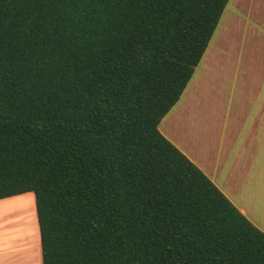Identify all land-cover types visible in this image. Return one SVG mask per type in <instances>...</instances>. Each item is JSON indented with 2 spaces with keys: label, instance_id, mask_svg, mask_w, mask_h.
<instances>
[{
  "label": "trees",
  "instance_id": "obj_1",
  "mask_svg": "<svg viewBox=\"0 0 264 264\" xmlns=\"http://www.w3.org/2000/svg\"><path fill=\"white\" fill-rule=\"evenodd\" d=\"M228 0H0V199L41 264H264V232L162 135Z\"/></svg>",
  "mask_w": 264,
  "mask_h": 264
},
{
  "label": "crops",
  "instance_id": "obj_2",
  "mask_svg": "<svg viewBox=\"0 0 264 264\" xmlns=\"http://www.w3.org/2000/svg\"><path fill=\"white\" fill-rule=\"evenodd\" d=\"M236 12L242 13L229 12V23L158 128L264 232V51L256 49L257 41L264 48V38ZM235 29L240 36L229 37ZM12 254L2 246V264Z\"/></svg>",
  "mask_w": 264,
  "mask_h": 264
},
{
  "label": "rangeland",
  "instance_id": "obj_3",
  "mask_svg": "<svg viewBox=\"0 0 264 264\" xmlns=\"http://www.w3.org/2000/svg\"><path fill=\"white\" fill-rule=\"evenodd\" d=\"M233 2L234 0H228L206 52L209 51L210 46L227 25V22L229 23V18H227L229 12L231 15V12L236 9L242 13L236 12L235 15H239L241 21L246 22L249 27L252 26L256 30L254 33L257 37L264 38V0H245L244 5L242 4L244 7L240 5L241 3L234 5ZM230 27L233 26L230 25ZM233 34L234 36L229 35V37L240 36L237 29ZM243 36L245 35L243 34ZM251 45L252 43L248 41L245 42L244 47H249L250 50ZM256 49H260L257 51L260 53L264 51L261 41H257ZM4 245L8 249L11 248V252H13L12 256L8 255L6 258L7 264H41L39 228L32 192L0 199V250ZM2 258L1 256L0 264L3 262Z\"/></svg>",
  "mask_w": 264,
  "mask_h": 264
}]
</instances>
